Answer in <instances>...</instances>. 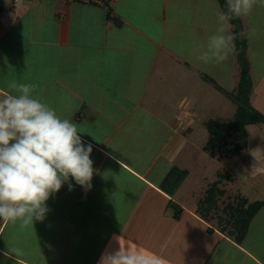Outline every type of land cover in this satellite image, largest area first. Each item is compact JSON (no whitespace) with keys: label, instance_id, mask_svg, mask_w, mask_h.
Masks as SVG:
<instances>
[{"label":"crops","instance_id":"obj_1","mask_svg":"<svg viewBox=\"0 0 264 264\" xmlns=\"http://www.w3.org/2000/svg\"><path fill=\"white\" fill-rule=\"evenodd\" d=\"M219 11V0H111L108 9L64 0H0V98L13 93L12 82L35 85L32 96L76 124L93 147L94 162L91 189L72 180L69 191L65 184L46 202L43 220H0V264H98L119 243L159 256L163 264H264V197L242 191L246 185L264 190L260 146L236 156L232 170L204 150L220 168L213 178L205 171L191 186V169L179 161L181 142L193 144L192 125L200 117L202 124L226 123L236 112L226 120L204 117L196 98L180 102L165 86L196 75L218 101L238 90L242 67L232 20L227 59H201L220 26ZM239 19L256 109L264 90V5L258 0ZM229 64L231 74L241 75L230 90L214 77L227 75ZM245 155L250 164H243ZM175 168L188 170L191 180L171 194L163 185ZM218 182L228 202L235 189L232 197L245 200L244 208L261 204L242 236L235 226L220 224L233 215L222 196L224 207L217 202L212 212L200 209Z\"/></svg>","mask_w":264,"mask_h":264},{"label":"clouds","instance_id":"obj_2","mask_svg":"<svg viewBox=\"0 0 264 264\" xmlns=\"http://www.w3.org/2000/svg\"><path fill=\"white\" fill-rule=\"evenodd\" d=\"M258 0H227L226 11L217 13L220 26L208 38L205 63L223 62L234 37L230 21L247 16ZM264 5V0H259ZM9 87L13 93L0 98V220L23 225L43 220L47 201L72 180L91 189L94 175L93 147L85 143L76 124L61 119L56 111L32 96L33 84ZM119 242L120 237H116ZM98 264H163L159 256L131 245L105 250Z\"/></svg>","mask_w":264,"mask_h":264},{"label":"rangeland","instance_id":"obj_3","mask_svg":"<svg viewBox=\"0 0 264 264\" xmlns=\"http://www.w3.org/2000/svg\"><path fill=\"white\" fill-rule=\"evenodd\" d=\"M228 61V60H227ZM230 66V67H229ZM232 65H228V74L227 75H214V77L217 79L216 81H218V83H220L224 88L230 90L231 88H236V86L238 85V81L240 80V76L241 75H236L232 70L230 69ZM225 66H222L221 69H224ZM179 80L178 81H172L171 83H166V87H173L175 89V94H177V97L179 98V101L181 102L183 99L185 98H190V101L192 100V97L196 98V103L199 104V102H201V105L204 101L205 104H203L204 106H201L199 104V109L204 111L207 113V115H203L208 116L209 114H211V116H215L217 118H224V120L232 117L234 115V113L237 110V106H234L233 100L228 96H224V98L226 99H221V101L215 98V96L213 95L214 92L212 94H208L205 92V89L207 88L204 85V81L198 77V76H194L193 79H189V81H186L184 83H182V81L179 78H176ZM165 87V88H166ZM264 88V87H263ZM237 92V90L235 91ZM255 91H252L251 96H250V101L251 103L254 102L255 100ZM260 93V97H261V104L262 106L257 107L256 109L258 111H260L259 113H263L264 110V90L260 89L259 91ZM177 97L174 96L172 97V101L174 103H176L177 101ZM256 101L259 102L258 98H256ZM204 109V110H203ZM261 113V114H262ZM192 133L190 134V139L193 141V144L191 147L189 145L188 142H186L185 140H183V142H181L180 144V151H179V161L181 163L182 166H188L191 169V174L192 177L191 179L193 181L189 182V184H196V183H200V179L203 177V175H205V171L206 174L209 173L211 174V178L215 177V172H217V169L220 168V165H218L214 159L211 160V157L204 151L205 149V145L207 143H209V141L211 140V134L208 132V130L205 127V124H202L201 121V117L200 119L194 123V125H192ZM248 130V134H249V148L250 147H256V146H260V149L262 150V154L264 155V124L263 123H259V124H253L247 127ZM185 141V142H184ZM235 144V141L233 139H228L225 142H222L221 144H219L218 146V155L215 157L217 159H224L225 164H227V167H233L237 164V158L236 157H229L226 158L224 157L226 154V152L233 148ZM185 149V150H182ZM225 154V155H224ZM219 155L221 156L219 158ZM245 161L243 164H250L251 163V158L249 155H245ZM206 167V169H205ZM230 170H232V168H230ZM190 177V176H189ZM188 180H191L189 179ZM197 185L194 187V189H196ZM193 189V190H194ZM185 194L189 197H191L193 194L189 192V190L187 188H185ZM255 188L249 185H246V188L242 191H244V194L250 196L251 198H255V197H264V190L262 191H254ZM232 194H230V201L228 202L227 198L224 196H222L223 199H219L220 201H222L223 204L226 205H232L235 206L237 205V201H235L233 199L234 192L235 189L231 190ZM256 192V193H255ZM261 192V193H259ZM233 196V197H232ZM220 201H217L218 203V208L219 207H224L225 205H221ZM241 201V199H240ZM240 204V202L238 203ZM228 208V207H226ZM200 209H204V207L200 206ZM216 210V209H215ZM224 218V217H223ZM234 221L233 219H227L225 218V220H222L220 222L221 225L225 226L226 228H232L234 227Z\"/></svg>","mask_w":264,"mask_h":264},{"label":"trees","instance_id":"obj_4","mask_svg":"<svg viewBox=\"0 0 264 264\" xmlns=\"http://www.w3.org/2000/svg\"><path fill=\"white\" fill-rule=\"evenodd\" d=\"M224 11L227 9V0H219ZM110 15V14H109ZM235 31L238 33L236 38L238 60L242 67V81L238 87L237 92L229 94L230 98L233 100L237 106L235 116L232 120L226 123H220L214 120H209L205 123V127L211 134V140L205 146V150L211 154V156L216 157L218 154V146L222 142L228 139H233L235 141L234 147L229 149L224 155V157H236L241 155L249 147V134L247 127L253 124H264V115L259 113L252 105L250 101V96L253 91V83L249 73V63L246 57V40L242 35V26L239 18L232 19ZM221 156L219 155V158ZM188 170H181L178 168L173 169L168 175L163 189L171 194H174L179 187L182 185L184 180L188 177ZM220 182L215 183L207 192L205 200L201 202V207L204 210L210 212L217 207V201L219 196L224 195V191L218 188ZM241 199V198H239ZM242 200V199H241ZM239 202H241L239 200ZM232 206L229 205L234 226L239 231V235L245 234L248 227L249 221L255 211L261 204L249 205L247 208L245 204L247 202L244 200L240 204ZM206 213V214H207ZM244 213V214H243ZM178 213L177 216H179ZM242 216L246 218L242 219Z\"/></svg>","mask_w":264,"mask_h":264},{"label":"built area","instance_id":"obj_5","mask_svg":"<svg viewBox=\"0 0 264 264\" xmlns=\"http://www.w3.org/2000/svg\"><path fill=\"white\" fill-rule=\"evenodd\" d=\"M69 3H82L87 5H95L105 9L109 8V3L111 0H64Z\"/></svg>","mask_w":264,"mask_h":264}]
</instances>
